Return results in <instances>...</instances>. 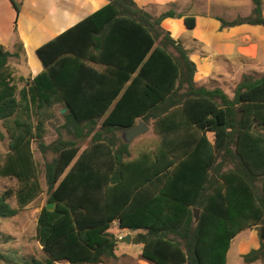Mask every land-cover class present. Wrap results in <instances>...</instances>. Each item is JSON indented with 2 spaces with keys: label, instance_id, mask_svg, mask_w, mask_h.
Returning a JSON list of instances; mask_svg holds the SVG:
<instances>
[{
  "label": "trees",
  "instance_id": "obj_1",
  "mask_svg": "<svg viewBox=\"0 0 264 264\" xmlns=\"http://www.w3.org/2000/svg\"><path fill=\"white\" fill-rule=\"evenodd\" d=\"M107 1L37 50L44 70L19 78L22 88L10 69L19 53L0 44V124L10 148L0 177L20 184L0 196V218L16 217L44 192L37 143L44 156L56 155L45 164L55 210L46 205L37 222L48 259L25 264H110L115 223L138 232L134 242L151 264H228L234 239L264 228V75L244 76L233 97L198 86L189 52L162 27L184 18L193 30L195 16L155 17L135 0ZM251 1L250 17L220 19L222 27H264V0ZM12 3L18 15L21 3ZM57 106L73 139L47 145V114ZM140 121L159 140L134 152L118 133ZM260 236L245 263H264Z\"/></svg>",
  "mask_w": 264,
  "mask_h": 264
},
{
  "label": "crops",
  "instance_id": "obj_2",
  "mask_svg": "<svg viewBox=\"0 0 264 264\" xmlns=\"http://www.w3.org/2000/svg\"><path fill=\"white\" fill-rule=\"evenodd\" d=\"M14 1L21 3V9L18 15L12 0H0V44L10 53H19V57H13L23 62L19 70V78L35 77L40 74L44 70V67L37 56V50L108 4L107 0ZM135 1L140 8L145 9L156 17L169 10L184 14L185 16H195L196 19L199 16L197 14L194 15V13L185 14V10L189 7L188 5H190L191 0H164L166 1V5L163 9L158 8L161 2L160 0ZM200 4L203 8V15L201 17L202 21L197 28L195 27L193 30L188 29L185 24V19L182 22L181 19L169 18L163 21V25L169 28L168 25L170 22L180 21L184 29L176 38L183 37L186 32L185 29L190 31L195 30V35L204 42L205 48L210 51V55L212 56L210 61L203 63L201 66L202 70L210 68L212 70L215 69L216 72L214 58L217 56L227 57L233 66L240 63V60L264 65L263 26L244 24L231 28H223L220 21L223 18L211 13L215 1L201 0ZM169 30L171 31L170 28ZM198 31L199 34H197ZM258 33L260 35H256ZM19 45L20 50L18 49ZM192 61L196 64L194 60ZM240 64L242 65V63ZM253 71L255 72L254 68H250L249 73H246L245 76L252 75L251 73ZM219 72L217 71V73ZM235 83L238 86L240 81ZM231 84H234L233 81ZM260 246L261 236L257 231L246 230L242 232L232 243L231 250L228 254V264H247L243 257L252 250L259 249ZM252 264L264 263L257 261Z\"/></svg>",
  "mask_w": 264,
  "mask_h": 264
},
{
  "label": "rangeland",
  "instance_id": "obj_3",
  "mask_svg": "<svg viewBox=\"0 0 264 264\" xmlns=\"http://www.w3.org/2000/svg\"><path fill=\"white\" fill-rule=\"evenodd\" d=\"M159 9H163L166 5V1L160 0ZM168 1V0H167ZM171 1V0H169ZM173 1V0H172ZM201 0H191L189 7L185 10V14H197L199 15L196 19V28L200 25L202 21L203 8L200 4ZM215 5L212 6L211 13L213 15L221 16V18L232 21L240 18H248L253 13V3L251 0H214ZM19 2V1H18ZM20 3V2H19ZM150 13V12H149ZM151 14V13H150ZM156 17V16H155ZM184 22V18H181ZM162 27L167 32L172 31L171 36L180 41L184 47L188 50L191 60L196 62L197 72L195 75V81L198 86H203L208 89H213L215 87L222 88L229 96H234V91L236 89L237 81H242L243 77L250 68H254L251 74L252 76L259 78L264 72V65L257 64L256 62H248L240 60V63L233 66L231 61L225 56H217L214 58L217 73L215 69L202 70L201 66L204 62L210 61L212 56L210 51L205 48L204 42L195 35V30L190 31L185 29V35L181 38L178 37L184 27L183 24L178 22H170L167 28L162 23ZM199 34V31L197 32ZM175 37H174V36ZM256 35H260L259 33ZM19 59L13 58L10 60V69L14 73L16 81L20 88L23 87V83L19 82V70L23 65ZM202 70V71H201ZM255 74V75H253ZM27 78V77H26ZM221 79V83L218 82ZM233 81L234 84H231ZM64 109L59 106L55 107L53 110L48 111V122H47V133L45 136V143L47 145L55 142L60 136L65 140H72L73 138L62 129L64 124V114L62 111ZM151 130L142 137L135 139L131 142V147L134 152L140 147L145 145H153L159 138L154 134L153 128L150 125ZM119 137L122 138V133H118ZM212 138V135H210ZM91 139H88L82 144V150L86 149L90 144ZM35 160L39 166L40 180L44 189L43 194L32 202L29 206L20 209L18 205V200L16 197L11 201L14 208L20 209L19 214L14 218H0V254L14 260V264H25L32 258H36L40 261H46L48 259L47 255L43 252L42 246L37 240V222L40 212L43 207L47 205L48 194H47V184L45 179V164L51 162L56 155L53 153H48L43 155L40 152L38 144L33 145ZM10 152L9 148V136L6 129L2 124H0V167L3 166L7 155ZM20 188V184L17 180L0 177V196L3 195L8 190L17 191ZM257 231L259 235L262 234V229L253 228L247 231ZM112 234L116 236L118 240L117 244V258L110 261V264H151L142 259L141 253L143 250L142 245L135 243L134 239L138 232H133L130 230H122L119 228L118 224H114L111 230ZM132 235L131 244H127L123 241ZM10 238V240L8 239ZM0 264H11L3 259H0Z\"/></svg>",
  "mask_w": 264,
  "mask_h": 264
},
{
  "label": "water",
  "instance_id": "obj_4",
  "mask_svg": "<svg viewBox=\"0 0 264 264\" xmlns=\"http://www.w3.org/2000/svg\"><path fill=\"white\" fill-rule=\"evenodd\" d=\"M63 113L66 112V109L62 111ZM151 130V127L148 126L146 123L143 121H140L138 125L135 127L125 130L122 134V139L123 142L126 144H130L133 142L135 139L145 136L149 131ZM47 210L53 212L55 210V204H48L47 205ZM200 210L196 209L195 213L198 216ZM262 238L264 239V228L262 229ZM123 241L127 244H131L132 242V235H129L127 238H124Z\"/></svg>",
  "mask_w": 264,
  "mask_h": 264
}]
</instances>
